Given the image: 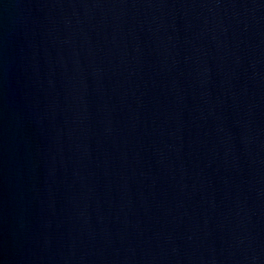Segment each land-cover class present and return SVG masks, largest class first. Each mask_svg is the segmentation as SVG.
I'll return each instance as SVG.
<instances>
[{"label": "water", "instance_id": "1", "mask_svg": "<svg viewBox=\"0 0 264 264\" xmlns=\"http://www.w3.org/2000/svg\"><path fill=\"white\" fill-rule=\"evenodd\" d=\"M0 264H264V0H0Z\"/></svg>", "mask_w": 264, "mask_h": 264}]
</instances>
